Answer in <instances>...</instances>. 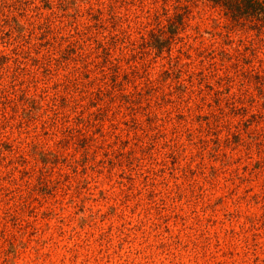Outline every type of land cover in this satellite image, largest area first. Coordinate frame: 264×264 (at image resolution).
Masks as SVG:
<instances>
[{
    "label": "rangeland",
    "instance_id": "374dc122",
    "mask_svg": "<svg viewBox=\"0 0 264 264\" xmlns=\"http://www.w3.org/2000/svg\"><path fill=\"white\" fill-rule=\"evenodd\" d=\"M0 264H264V31L205 0H0Z\"/></svg>",
    "mask_w": 264,
    "mask_h": 264
},
{
    "label": "trees",
    "instance_id": "16d2710c",
    "mask_svg": "<svg viewBox=\"0 0 264 264\" xmlns=\"http://www.w3.org/2000/svg\"><path fill=\"white\" fill-rule=\"evenodd\" d=\"M205 1L210 3L212 6L219 8L233 23L245 24L247 22L248 23L252 22L258 28V32L264 31V0H205ZM167 20H168V24H166L165 30H160L158 32L151 30L148 33V41H146V45L156 53H161L164 49L167 48L171 39H173V37H175V35L177 34L179 25L182 23L181 16H178L176 14L174 15V17H170ZM11 28L14 29L13 26ZM165 34H167V36H164ZM106 62L111 64L112 67L115 66V64H113L112 61L105 60V63ZM210 64L213 65V62H211ZM118 75H119V71L117 70L113 71L112 69V71L110 72L109 76L111 79V87L113 88L118 84L116 80V76ZM102 77L105 78L106 76H102ZM223 77L225 78L226 75L220 76L218 79H223ZM228 77L229 79L228 78L226 79L228 82H230L231 78L230 76ZM109 85L110 84L106 82L105 89H108ZM101 93H103L102 88L101 89L99 88L95 91V95L97 96ZM91 107H96V105L92 104ZM88 114H91V116L94 115L93 111L90 112L89 110H88ZM42 161L44 162V164L46 163L44 160Z\"/></svg>",
    "mask_w": 264,
    "mask_h": 264
}]
</instances>
